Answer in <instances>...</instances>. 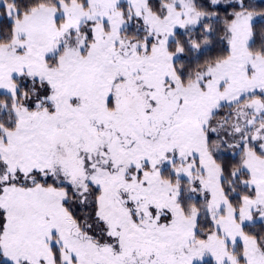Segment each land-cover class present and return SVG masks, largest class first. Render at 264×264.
<instances>
[{
    "label": "snow or ice",
    "instance_id": "6c2138e0",
    "mask_svg": "<svg viewBox=\"0 0 264 264\" xmlns=\"http://www.w3.org/2000/svg\"><path fill=\"white\" fill-rule=\"evenodd\" d=\"M0 264H264V0H0Z\"/></svg>",
    "mask_w": 264,
    "mask_h": 264
}]
</instances>
